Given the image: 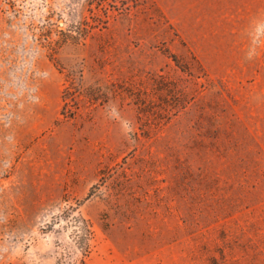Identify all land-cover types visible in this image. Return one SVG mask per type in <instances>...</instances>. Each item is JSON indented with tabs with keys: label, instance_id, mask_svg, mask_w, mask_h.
I'll return each mask as SVG.
<instances>
[{
	"label": "rangeland",
	"instance_id": "rangeland-1",
	"mask_svg": "<svg viewBox=\"0 0 264 264\" xmlns=\"http://www.w3.org/2000/svg\"><path fill=\"white\" fill-rule=\"evenodd\" d=\"M0 264H264V0H0Z\"/></svg>",
	"mask_w": 264,
	"mask_h": 264
},
{
	"label": "trees",
	"instance_id": "trees-1",
	"mask_svg": "<svg viewBox=\"0 0 264 264\" xmlns=\"http://www.w3.org/2000/svg\"><path fill=\"white\" fill-rule=\"evenodd\" d=\"M80 34V33H79ZM82 34V33H81Z\"/></svg>",
	"mask_w": 264,
	"mask_h": 264
}]
</instances>
